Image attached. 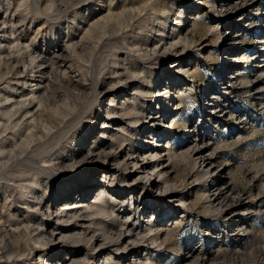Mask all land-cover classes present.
<instances>
[{"label": "rangeland", "instance_id": "1", "mask_svg": "<svg viewBox=\"0 0 264 264\" xmlns=\"http://www.w3.org/2000/svg\"><path fill=\"white\" fill-rule=\"evenodd\" d=\"M1 59L0 226L68 243L17 264H264V0H0Z\"/></svg>", "mask_w": 264, "mask_h": 264}, {"label": "bare ground", "instance_id": "2", "mask_svg": "<svg viewBox=\"0 0 264 264\" xmlns=\"http://www.w3.org/2000/svg\"><path fill=\"white\" fill-rule=\"evenodd\" d=\"M0 62L4 65L2 67H4V70H5V71L4 70L1 71L0 79L3 80L4 78H6L7 76L10 75L9 74L10 71L12 73L13 66L10 68L9 67L10 65H8V61L5 62L3 59H1ZM7 74H9V75H7ZM10 102H11V99L9 97H7L6 95L0 93V106H1V108H0V122H4L3 115L9 116V120L7 122V126H6V123H3L4 131L2 132L1 128H0V136L3 133L7 132L9 129L11 130V129H15V128H18V127L20 128L21 124H24V123L18 122V120H14L13 119V117L15 118V116L20 113L18 111H20L21 108L18 107L19 110L17 109L18 111L16 110L15 112L11 111L10 108L11 107L13 108L14 105L11 106ZM32 102H29L27 105L32 104ZM22 104L23 105L25 104V107H27L26 103H21V105ZM23 111H25V110H23ZM28 112L29 111H25L26 114H28ZM137 120L139 121V119H137ZM0 127H2V126L0 125ZM28 127H29V125H28ZM19 132L20 131H17V134ZM86 154H87L86 157H88V160L90 162H93L94 158L89 157V156H92V153H86ZM101 155L102 156L100 158H101L102 163H104V164H108L111 161V158H115L111 154H106L104 150L102 151ZM1 163H2V161H1ZM135 164L138 166V163H135ZM145 168H146L145 165H143V166L139 165V169H145ZM37 184H39V182H36V185ZM26 205H27L28 209H31V210L34 209L35 213L43 212V216H45L47 214V212L42 211L43 209L41 208L40 204L35 205V204L27 203ZM106 208L107 207L101 206L99 208V213H102V214L104 213L105 214L106 211H107ZM49 211L50 210H48V213H50ZM1 220L3 222L4 218H2ZM6 223H9L11 227H15V228H14V230L12 229L10 231V230H7V229H9L8 227L6 229L4 227V225L0 226V261H4L5 260V264H10V263L17 264V263H20L22 261V259H23V261H25L27 259V257H29L31 255H34L37 252H39L40 254L41 253H45L47 250H44L42 248H44L47 245V242L49 241V239H51V242H53V243L55 241H59V248L57 249V253L59 251H62L63 249H66L68 247V243H67V241H65L67 236H64L63 232L58 233L59 235H57V237H59V238L57 239L56 231H59L58 229H53L51 231V233H49L48 229H46V225H41L39 222H35V220H33V219H26V220H24V221H22L20 223L12 225L11 221L7 218V219L4 220V224L5 225H6ZM120 235H121L120 238H122L123 233H121ZM88 240L89 241L86 242V246L91 248V249H94L95 248V244L94 243L91 244V242L92 241L95 242L97 240V237L93 235ZM74 242H75V245H77L78 243L83 242V240L80 238L79 240L77 239V241H74ZM74 250H77V248L74 249ZM72 262L73 263H77L76 260H73ZM84 263L85 262H78L77 264H84Z\"/></svg>", "mask_w": 264, "mask_h": 264}]
</instances>
